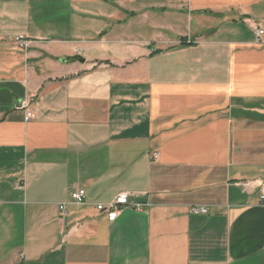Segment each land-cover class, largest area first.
Returning <instances> with one entry per match:
<instances>
[{
  "label": "crops",
  "instance_id": "obj_1",
  "mask_svg": "<svg viewBox=\"0 0 264 264\" xmlns=\"http://www.w3.org/2000/svg\"><path fill=\"white\" fill-rule=\"evenodd\" d=\"M259 28L264 0H0V264H264Z\"/></svg>",
  "mask_w": 264,
  "mask_h": 264
},
{
  "label": "built area",
  "instance_id": "obj_2",
  "mask_svg": "<svg viewBox=\"0 0 264 264\" xmlns=\"http://www.w3.org/2000/svg\"><path fill=\"white\" fill-rule=\"evenodd\" d=\"M264 35V30L259 28L256 30L257 39L260 40V37ZM14 43L20 49L26 50L29 47V42L24 37H17L14 39ZM21 109L25 110V121L29 122L34 118V111L30 105L26 102L21 103ZM157 158V157H156ZM24 185L19 186V190H23ZM260 189V199L262 205H264V180L259 184ZM86 199V191L83 189H75L71 195L70 200L72 203L76 205H83ZM126 205H131L134 209L138 211H142L145 206L143 204H132L129 201V194L128 193H121L118 197L108 203V204H99L97 205V210L101 212L107 213L110 217H114L117 211ZM60 211L62 216L66 215V204L59 205ZM191 212L195 215H206L208 214V209L205 207H195L191 210Z\"/></svg>",
  "mask_w": 264,
  "mask_h": 264
},
{
  "label": "water",
  "instance_id": "obj_3",
  "mask_svg": "<svg viewBox=\"0 0 264 264\" xmlns=\"http://www.w3.org/2000/svg\"><path fill=\"white\" fill-rule=\"evenodd\" d=\"M67 61H69V62H80V63H84L85 62V60L82 59L81 57L69 58V59H67Z\"/></svg>",
  "mask_w": 264,
  "mask_h": 264
}]
</instances>
